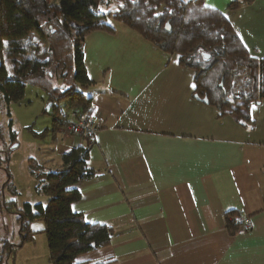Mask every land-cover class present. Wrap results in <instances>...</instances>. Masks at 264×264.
Wrapping results in <instances>:
<instances>
[{
  "label": "crops",
  "instance_id": "0c3cea01",
  "mask_svg": "<svg viewBox=\"0 0 264 264\" xmlns=\"http://www.w3.org/2000/svg\"><path fill=\"white\" fill-rule=\"evenodd\" d=\"M234 1L204 3L224 15L252 57L264 59V0L229 10ZM108 23L112 34L93 31L83 41L91 82L84 117L97 131L74 136L52 125L47 140L34 144L45 171L60 169L72 149H89L96 175L76 185L72 211L114 233L110 246L77 262L264 264V99L250 107L253 125L244 128L194 98V71L181 67L178 55ZM29 174L25 191L12 173L18 210L47 202ZM243 217L250 228L229 235L227 220ZM30 228L33 241L16 251L15 264H49L44 224Z\"/></svg>",
  "mask_w": 264,
  "mask_h": 264
},
{
  "label": "trees",
  "instance_id": "16d2710c",
  "mask_svg": "<svg viewBox=\"0 0 264 264\" xmlns=\"http://www.w3.org/2000/svg\"><path fill=\"white\" fill-rule=\"evenodd\" d=\"M245 3L237 0L227 8ZM109 21L136 31L168 55H178L179 65L194 71L196 100L206 97V105L216 108L220 116H233L242 127H252L249 109L264 99V59L252 57L224 15L204 0H0V101L20 102L25 87L34 86L47 96L53 126H65L68 111L87 114L90 98L84 92L91 82L83 41L93 31L112 34ZM35 35L47 43L44 61L37 57L40 46ZM16 141L12 132L9 146ZM88 160L89 149L81 146L62 155L61 168L54 171H45L29 158L30 173L38 181L36 191L47 202L24 204L20 210L8 158L4 161L0 211L16 215L19 243H6L1 262L9 264L10 258V264H15L16 251L33 241V221L44 224L49 264H84L77 259L110 246L111 226L88 224L72 211V204L80 199L76 185L96 175ZM238 227L236 220H227L229 235L237 234Z\"/></svg>",
  "mask_w": 264,
  "mask_h": 264
},
{
  "label": "rangeland",
  "instance_id": "374dc122",
  "mask_svg": "<svg viewBox=\"0 0 264 264\" xmlns=\"http://www.w3.org/2000/svg\"><path fill=\"white\" fill-rule=\"evenodd\" d=\"M34 39L40 46L38 59L46 60L47 43L43 40L41 41L37 35H35ZM46 106L47 96L42 90L34 86L25 87L24 96L20 102L5 105L0 101V130L3 138L2 141L0 140L1 187L5 182L4 167L7 163L4 161L7 158L9 173L16 175L18 182L22 185V190L27 191L29 189L28 186L33 182L29 174L28 158L36 159L37 162L38 156L35 153L34 144L43 143L47 140L48 128H53L52 110L49 111L48 109L47 113H43ZM12 132L16 134L17 141L10 147ZM14 145H17V147L13 148ZM7 199L8 196L6 195ZM17 228L16 215L13 211H0V259L3 256L5 257L6 243H19ZM8 262L10 264V258ZM4 263L0 261V264Z\"/></svg>",
  "mask_w": 264,
  "mask_h": 264
},
{
  "label": "built area",
  "instance_id": "2783aa9c",
  "mask_svg": "<svg viewBox=\"0 0 264 264\" xmlns=\"http://www.w3.org/2000/svg\"><path fill=\"white\" fill-rule=\"evenodd\" d=\"M63 129L66 133L74 136H82L84 134L93 136L97 131V127L92 121L73 110L68 111L66 124ZM237 223L239 224V232L247 231L250 228V222L247 217L240 218Z\"/></svg>",
  "mask_w": 264,
  "mask_h": 264
},
{
  "label": "water",
  "instance_id": "95a60500",
  "mask_svg": "<svg viewBox=\"0 0 264 264\" xmlns=\"http://www.w3.org/2000/svg\"><path fill=\"white\" fill-rule=\"evenodd\" d=\"M167 29H168V28H167ZM204 56H205L206 59L209 58V55H204ZM194 98H195V99H198L197 96H194ZM199 101L202 102L203 104H207V103H208L206 97H204L203 99H200ZM49 108H50V105L48 104V105L46 106V109L48 110ZM15 147H17V145H14V146H13V148H15Z\"/></svg>",
  "mask_w": 264,
  "mask_h": 264
}]
</instances>
